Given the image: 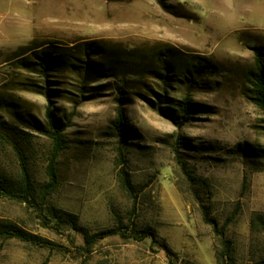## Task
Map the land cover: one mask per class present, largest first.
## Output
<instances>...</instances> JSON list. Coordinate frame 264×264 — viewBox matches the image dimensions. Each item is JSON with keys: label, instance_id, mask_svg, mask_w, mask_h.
Here are the masks:
<instances>
[{"label": "rangeland", "instance_id": "rangeland-1", "mask_svg": "<svg viewBox=\"0 0 264 264\" xmlns=\"http://www.w3.org/2000/svg\"><path fill=\"white\" fill-rule=\"evenodd\" d=\"M84 44L106 58L92 60L108 69L93 83L66 66L45 76L22 65L46 47L64 59ZM255 47L264 51V0H0V177L20 179L23 162L36 187L30 203L0 196V221L52 245L0 238V264L264 260V233L250 228L264 214L263 116L246 81ZM166 48L175 50L168 76L147 75ZM194 64L198 73L187 75ZM159 96L174 118L162 115ZM186 96L199 106L182 123L170 104ZM120 103L122 139L113 126ZM49 107L65 128L50 191ZM189 176L208 185L193 187ZM200 204L226 225L223 236ZM54 210L77 215L90 234L122 227L155 237L114 236L87 254L82 234Z\"/></svg>", "mask_w": 264, "mask_h": 264}, {"label": "trees", "instance_id": "trees-1", "mask_svg": "<svg viewBox=\"0 0 264 264\" xmlns=\"http://www.w3.org/2000/svg\"><path fill=\"white\" fill-rule=\"evenodd\" d=\"M28 49V48H27ZM40 54L37 56L36 62H27L22 65L29 66L31 63L35 64L34 70H38L45 76L49 75V72L54 69V66L63 67L66 66L74 70L77 73L78 77L82 80L83 83L89 82L93 83L96 78L95 77H105L108 73V69H96L94 66L97 65L95 61H92L96 58H100L105 61V57L103 54L98 53L96 51L99 50L97 46L92 44H84L80 46L79 50L72 55H68L64 59H59L55 53L50 51L49 47L44 48ZM174 49H163L157 55V63L153 68H148L147 75H153L155 77H167L171 71L170 60L174 58L173 52ZM254 51V62L251 68L248 69L246 73V81L248 84V95L247 97L253 101V103L260 109L263 119V129H264V51L260 47L253 48ZM200 67L197 64H194L192 68H190L187 72V75L197 74V68ZM206 68L207 66H203ZM147 69V68H146ZM103 75V76H102ZM185 78H187L185 76ZM45 94L48 98L49 95L46 92H41ZM167 96H159L158 98V106L162 111V115L174 118L172 113L170 112V107H166V110H162V104H168L164 102L167 100ZM122 101V98H120ZM120 101V102H121ZM170 104L178 107V111L181 114L182 123L188 121L191 118V113L194 111V108L199 106L197 104H193L189 98L186 96L183 101H175ZM46 119L50 126V131L48 132L49 137L53 141V154L52 161L48 167V177L49 182L46 185L45 189L48 191L52 190L57 183V176L55 173V161L59 152L64 148V136L63 131L65 130L64 126L57 120L51 108L49 107L46 113ZM113 126L118 134V136L122 139L127 134L129 128L127 125L126 116L124 113L123 105L120 103L117 109V116L113 123ZM244 151H248V145L244 144L239 146ZM256 149H253L255 152ZM264 153V149H262ZM22 172L20 179H11L6 177H0V196L11 199L18 200L20 202H28L30 203L35 199L36 187L32 181L31 174L25 164L21 163ZM126 177H123L124 182L129 186L130 180L125 174ZM191 182L193 183V187H195L196 182H201L203 185H208L204 180L199 178H194L189 176ZM194 189V188H193ZM195 191V190H194ZM196 192V191H195ZM197 195V200H198ZM199 201V200H198ZM201 205V209L203 211L204 221L205 223L212 225L215 233L218 236H223L226 230V225H224L221 230L219 229L218 222L211 218V214L209 212V208L203 204ZM53 217L59 219L61 222L70 223L74 230L80 232L84 239V246L81 248L85 253L90 254L93 252L94 246L103 241L104 239L120 236L122 238L135 239V240H143L147 238H154L155 234L152 230H132V234L128 236L125 230L122 227L112 228L103 230L100 232H96L94 234H90L85 228L79 226V218L77 215L67 212H61L58 210L53 211ZM45 219V218H43ZM251 232L264 233V214L255 213L250 221ZM0 238L8 239V238H17L23 242H29L35 245H40L42 247L52 246L51 243L47 240H43L37 236L30 234L29 232L21 229L14 223L10 221H0ZM227 253L226 255H228ZM223 256V255H222ZM222 256L218 254V262L220 264V259ZM231 257L228 256V259ZM257 264H264V260L259 261Z\"/></svg>", "mask_w": 264, "mask_h": 264}]
</instances>
